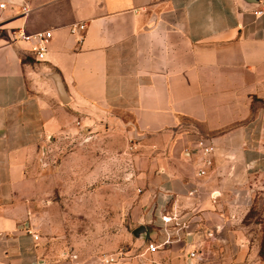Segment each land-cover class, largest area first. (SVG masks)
I'll return each mask as SVG.
<instances>
[{
	"label": "crops",
	"instance_id": "1",
	"mask_svg": "<svg viewBox=\"0 0 264 264\" xmlns=\"http://www.w3.org/2000/svg\"><path fill=\"white\" fill-rule=\"evenodd\" d=\"M254 1L0 0V264H264L249 216L264 196V0ZM47 30L37 60L35 40L18 34ZM96 129L128 146L132 215L147 239L89 256L49 251L23 197L28 173L39 155L84 154ZM200 142L212 147L204 175Z\"/></svg>",
	"mask_w": 264,
	"mask_h": 264
},
{
	"label": "rangeland",
	"instance_id": "2",
	"mask_svg": "<svg viewBox=\"0 0 264 264\" xmlns=\"http://www.w3.org/2000/svg\"><path fill=\"white\" fill-rule=\"evenodd\" d=\"M93 134L96 144L83 146L84 154L76 159L65 156L74 148L71 145L63 152L64 160L57 157L46 162L39 155L28 173V185H33L34 190L23 197L34 203L32 221L49 251L100 254L110 247L122 246L138 226L131 210L137 199L136 189L125 178L131 169L124 155L129 152L128 146L119 147L114 142L120 135L113 130L96 129ZM77 136L84 138L85 131ZM111 140L115 145H110ZM116 150L123 158L111 161ZM263 198L254 195L249 216L256 224L255 234L264 254V206H257ZM133 239L145 242L147 238Z\"/></svg>",
	"mask_w": 264,
	"mask_h": 264
},
{
	"label": "built area",
	"instance_id": "3",
	"mask_svg": "<svg viewBox=\"0 0 264 264\" xmlns=\"http://www.w3.org/2000/svg\"><path fill=\"white\" fill-rule=\"evenodd\" d=\"M4 4H0V7H3ZM22 10L23 12L26 14L29 9L26 7V6H23L22 7ZM86 27V24L84 22H79V23H74L70 26V32L72 34H76V33H79V32H82ZM51 36V32L49 30L47 31H39V32H36V33H33L31 35H26L24 33H19L18 34V37L19 38H23V39H34L35 40V44L32 46L31 48V51L35 54V58L37 60H42L44 58V55H45V52H46V43L47 41L49 40ZM81 40V37L78 38V41ZM199 145L201 146V155L197 161V168H198V171H197V174L198 175H204L205 174V167H208L212 164V147L208 144H204L202 142L199 143ZM163 221L165 223L171 221V220H175L176 219L174 217H163L162 218ZM168 240L158 244V245H153L152 243H150L148 245V249L150 250H154L156 249L158 246H163L164 244H166ZM191 256H194L195 253L192 252L190 254ZM113 261V258L112 257H109V258H105L104 259V262L105 264H108L109 262H112Z\"/></svg>",
	"mask_w": 264,
	"mask_h": 264
},
{
	"label": "water",
	"instance_id": "4",
	"mask_svg": "<svg viewBox=\"0 0 264 264\" xmlns=\"http://www.w3.org/2000/svg\"><path fill=\"white\" fill-rule=\"evenodd\" d=\"M248 1L251 2L249 7H252V8L256 7L257 4L254 0H248ZM42 75L44 78L50 79L53 82L55 90H56L61 102L67 103L68 97H67L66 92L64 90V86L62 84L59 73L56 71H49V72L42 73ZM132 234L137 239H141V240L146 239L148 236L147 227L144 224H140L132 230Z\"/></svg>",
	"mask_w": 264,
	"mask_h": 264
},
{
	"label": "trees",
	"instance_id": "5",
	"mask_svg": "<svg viewBox=\"0 0 264 264\" xmlns=\"http://www.w3.org/2000/svg\"><path fill=\"white\" fill-rule=\"evenodd\" d=\"M261 253H262V251H261ZM262 257L264 258V254L262 253Z\"/></svg>",
	"mask_w": 264,
	"mask_h": 264
}]
</instances>
